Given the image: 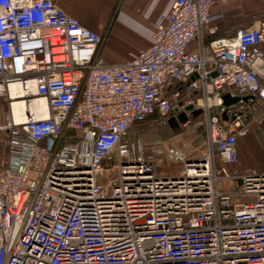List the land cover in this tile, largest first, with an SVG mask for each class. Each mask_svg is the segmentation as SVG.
<instances>
[{"label":"built area","instance_id":"built-area-1","mask_svg":"<svg viewBox=\"0 0 264 264\" xmlns=\"http://www.w3.org/2000/svg\"><path fill=\"white\" fill-rule=\"evenodd\" d=\"M214 5L174 0L146 47L109 64L104 37L54 0H0V264H264V170L236 144L264 107V20L205 54ZM32 97L45 114L15 120ZM179 114L204 135L194 155L130 133Z\"/></svg>","mask_w":264,"mask_h":264},{"label":"crops","instance_id":"crops-1","mask_svg":"<svg viewBox=\"0 0 264 264\" xmlns=\"http://www.w3.org/2000/svg\"><path fill=\"white\" fill-rule=\"evenodd\" d=\"M173 1L54 0L68 15L77 18L84 26L104 37L100 55L109 64L125 62L130 53L146 47L151 42L155 21L169 11ZM214 1L215 5L211 8V13L221 14V18L214 23L213 26H216L214 32L210 31L209 25L202 29L205 54H208V42L213 38L234 35L241 28L244 29L259 20H264V0ZM197 48L198 43L194 41L190 50ZM261 48L264 50V44ZM5 105V99L0 97V109H4ZM7 111L4 112V119L0 116V125L4 124ZM255 114L256 120L250 124L247 134L237 139L236 144L242 166L262 171L264 161L260 166L255 167L245 159L248 146H253L252 152L264 160V107L260 105ZM167 122H170L175 131L179 127L181 131V121L178 116L168 119ZM258 130L261 131L258 132ZM130 133L133 135V132ZM181 135L183 136L182 133ZM168 142L171 143V141ZM2 144L3 137L0 132V149L3 148ZM205 145L204 139V147ZM186 151L191 152L188 149Z\"/></svg>","mask_w":264,"mask_h":264},{"label":"rangeland","instance_id":"rangeland-1","mask_svg":"<svg viewBox=\"0 0 264 264\" xmlns=\"http://www.w3.org/2000/svg\"><path fill=\"white\" fill-rule=\"evenodd\" d=\"M6 111H7L6 105L4 106V109L3 108L0 109V116H2V118L4 116V112H6ZM2 120H1V122H3ZM153 122L154 121L152 119H149L148 123L152 124ZM172 130H175V129H172ZM176 131L178 133H175V135H173L172 137L168 138L167 136L169 135V132H171V131H169L168 129H162L161 130V129H159V126H150V128H148V129H146L144 131H142L140 129H139V131H134L133 135H135L137 133H141L147 139H149V138H151V139L159 138V139H162V142L166 141V143H167V141H171V143H173V144H179L182 141L186 142L187 143V148L186 149L191 151L192 155L196 154V150L193 151L194 149L203 150V147H204V135H203V133H202V131L200 129H196L193 133L187 134L186 136L185 135H183V136L181 135L180 127L177 128ZM259 131H261V130H258V132ZM252 147L248 146L247 154H245V159L248 161V163L250 165H254L255 167H257V166H260V164H262L264 160L261 159L258 155H255L252 152Z\"/></svg>","mask_w":264,"mask_h":264},{"label":"bare ground","instance_id":"bare-ground-1","mask_svg":"<svg viewBox=\"0 0 264 264\" xmlns=\"http://www.w3.org/2000/svg\"><path fill=\"white\" fill-rule=\"evenodd\" d=\"M9 90L11 93L15 92L18 90V85L15 83H12L9 85ZM29 105H24L23 101L20 99H15L13 100L12 103V115L14 116L15 120H23L25 118V116L22 115V110L24 108H30L32 111H36L38 112V115L42 116L45 114L44 110H45V102L42 99H37L35 97H32L29 99Z\"/></svg>","mask_w":264,"mask_h":264},{"label":"trees","instance_id":"trees-1","mask_svg":"<svg viewBox=\"0 0 264 264\" xmlns=\"http://www.w3.org/2000/svg\"><path fill=\"white\" fill-rule=\"evenodd\" d=\"M194 116H197V115H194ZM166 118L165 117H158L157 115L149 116L145 120H143L142 122H138L135 125H133L130 128V132L139 131V129L144 131V130L150 128V126H159V129H161V130L162 129H168L169 131H171V132H169V135L167 136L168 138H170L173 135H175V133H177V131L172 130L174 128L171 126L170 122H167L168 120ZM149 119H152L154 122L152 124L148 123Z\"/></svg>","mask_w":264,"mask_h":264},{"label":"water","instance_id":"water-1","mask_svg":"<svg viewBox=\"0 0 264 264\" xmlns=\"http://www.w3.org/2000/svg\"><path fill=\"white\" fill-rule=\"evenodd\" d=\"M214 75H215V73H214ZM244 98H246V97H244ZM222 100H223V103L222 104H224L225 106H228L231 103L237 101L238 100V97H233L232 98L231 96H229V94L226 93V94H224L222 96ZM178 119H180V121L182 122V121L185 120V116L183 114H179L178 115Z\"/></svg>","mask_w":264,"mask_h":264}]
</instances>
